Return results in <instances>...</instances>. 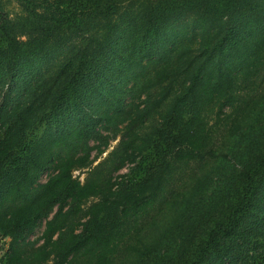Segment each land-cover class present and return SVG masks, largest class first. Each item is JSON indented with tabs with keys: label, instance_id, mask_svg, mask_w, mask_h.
<instances>
[{
	"label": "trees",
	"instance_id": "16d2710c",
	"mask_svg": "<svg viewBox=\"0 0 264 264\" xmlns=\"http://www.w3.org/2000/svg\"><path fill=\"white\" fill-rule=\"evenodd\" d=\"M0 239V264H264V0H0Z\"/></svg>",
	"mask_w": 264,
	"mask_h": 264
},
{
	"label": "rangeland",
	"instance_id": "374dc122",
	"mask_svg": "<svg viewBox=\"0 0 264 264\" xmlns=\"http://www.w3.org/2000/svg\"><path fill=\"white\" fill-rule=\"evenodd\" d=\"M5 10L6 11H9L10 13H12V14H14V13H16L17 12V7H16V5H15V3H10V4H8L7 3V5H6V7H5ZM117 141L118 140H116V141H112L111 143H110V147L108 148V150L106 151V153H104L103 155H102V157L100 158V159H98L94 164H96L98 161H100L115 145H116V143H117ZM93 154H95V153H93ZM94 156V155H93ZM129 168H130V166L128 165V166H126V168H124V169H122L121 171H120V173L119 174H124V173H127L128 172V170H129ZM74 176L75 177H78L81 181L83 180V178H84V176H85V174H82V173H80L79 171H77V172H75L74 173ZM47 179V176L46 175H43L42 176V178H41V181L42 182H44L45 180ZM42 230H43V228L41 227V228H38L37 229V231L35 232V235L32 237V239H35V238H37L38 236H40V234H41V232H42ZM2 240V239H1ZM3 241V240H2ZM2 241H0V256L2 255V253L5 251V249H6V245H7V241L6 240H4L3 242Z\"/></svg>",
	"mask_w": 264,
	"mask_h": 264
},
{
	"label": "built area",
	"instance_id": "2783aa9c",
	"mask_svg": "<svg viewBox=\"0 0 264 264\" xmlns=\"http://www.w3.org/2000/svg\"><path fill=\"white\" fill-rule=\"evenodd\" d=\"M0 241H2L1 239H0ZM3 242V241H2Z\"/></svg>",
	"mask_w": 264,
	"mask_h": 264
}]
</instances>
